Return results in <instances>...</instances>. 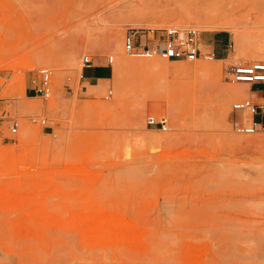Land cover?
I'll list each match as a JSON object with an SVG mask.
<instances>
[{
    "label": "rangeland",
    "instance_id": "obj_1",
    "mask_svg": "<svg viewBox=\"0 0 264 264\" xmlns=\"http://www.w3.org/2000/svg\"><path fill=\"white\" fill-rule=\"evenodd\" d=\"M171 25L230 42L229 57L124 53L127 28ZM115 46L150 67L119 65ZM255 60L264 0H0V111L20 121L0 134V264H264V134H235L229 112L264 84L227 68ZM87 63L108 78L89 84ZM41 66L48 99L29 89Z\"/></svg>",
    "mask_w": 264,
    "mask_h": 264
},
{
    "label": "built area",
    "instance_id": "obj_2",
    "mask_svg": "<svg viewBox=\"0 0 264 264\" xmlns=\"http://www.w3.org/2000/svg\"><path fill=\"white\" fill-rule=\"evenodd\" d=\"M151 34V36H150ZM200 35L193 26L171 25L162 29V32H154V29L129 27L123 35V50L127 56L135 59L160 58L166 60L197 59L214 60L213 50L203 51L200 48ZM232 44H228L231 48ZM114 56H107V64L112 65ZM228 82L230 83H264V60L236 61L227 66ZM32 91L44 99L52 94V71L47 66L37 69V81L32 80ZM112 90L107 91L109 97ZM257 94V93H256ZM230 126L237 135L251 136L264 134V99L236 98L230 105ZM235 113L239 114L235 118ZM256 116H259L256 118ZM30 122L49 126L48 119L39 115H31ZM146 124L157 126L161 130H167L168 118L149 114L146 116ZM20 127L19 118L0 111V134L4 129L9 135H15ZM4 136L0 143H3Z\"/></svg>",
    "mask_w": 264,
    "mask_h": 264
},
{
    "label": "crops",
    "instance_id": "obj_3",
    "mask_svg": "<svg viewBox=\"0 0 264 264\" xmlns=\"http://www.w3.org/2000/svg\"><path fill=\"white\" fill-rule=\"evenodd\" d=\"M211 33L213 36H215L216 34H218V31H213ZM200 39L205 46H209L212 48L213 52L215 53V60H226L229 57L228 44L230 42H225L224 44H219V43H216L214 39H211L207 36L206 37L200 36ZM171 61H178V60H171ZM87 69H94L95 73H92L90 75H86L85 73H86ZM82 71H83L82 78L85 79L91 85H95L97 83V81H99V80H105L108 78L106 75L107 74L106 70L104 69L103 66H101L99 64L87 63L84 65ZM252 86L253 85L250 86L251 90H252ZM29 89H31V88H29ZM253 99H264V96L256 94L253 97Z\"/></svg>",
    "mask_w": 264,
    "mask_h": 264
},
{
    "label": "bare ground",
    "instance_id": "obj_4",
    "mask_svg": "<svg viewBox=\"0 0 264 264\" xmlns=\"http://www.w3.org/2000/svg\"><path fill=\"white\" fill-rule=\"evenodd\" d=\"M113 52H115V54H116V62L119 64V65H121V66H125V68L127 67V68H131V66L133 67V68H135V67H137V68H149L150 66H148L147 64H144V65H142V64H140L139 66H137L139 63H137V65L135 64V65H130V62H127V61H125L124 59H123V57H122V55H121V46H115L113 49H111ZM125 53V52H124ZM126 54V53H125ZM161 60H166V59H161ZM167 61H171V60H167ZM135 63V62H134ZM151 64V63H150ZM146 69V70H147ZM143 70H145V69H143ZM238 84V83H237ZM242 84H248V83H242ZM250 85H254V84H250ZM255 95H256V93H255ZM254 95V96H255ZM10 155L8 154V152H3L2 154H1V157H0V169L1 168H3L5 165H6V162L9 160V159H11L10 157H9ZM11 196V195H10Z\"/></svg>",
    "mask_w": 264,
    "mask_h": 264
},
{
    "label": "flooded vegetation",
    "instance_id": "obj_5",
    "mask_svg": "<svg viewBox=\"0 0 264 264\" xmlns=\"http://www.w3.org/2000/svg\"><path fill=\"white\" fill-rule=\"evenodd\" d=\"M225 38H227V35L225 34Z\"/></svg>",
    "mask_w": 264,
    "mask_h": 264
}]
</instances>
